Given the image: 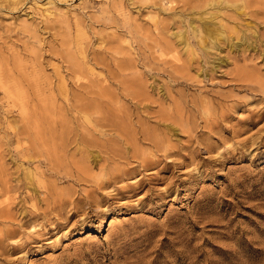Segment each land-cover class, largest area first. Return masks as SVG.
<instances>
[{
    "label": "rangeland",
    "instance_id": "obj_1",
    "mask_svg": "<svg viewBox=\"0 0 264 264\" xmlns=\"http://www.w3.org/2000/svg\"><path fill=\"white\" fill-rule=\"evenodd\" d=\"M0 264H264V0H0Z\"/></svg>",
    "mask_w": 264,
    "mask_h": 264
},
{
    "label": "bare ground",
    "instance_id": "obj_2",
    "mask_svg": "<svg viewBox=\"0 0 264 264\" xmlns=\"http://www.w3.org/2000/svg\"><path fill=\"white\" fill-rule=\"evenodd\" d=\"M205 31H206V33H207V35L209 36L208 37V41L205 43V47H207V46H209V47H214L215 45H217V37H215V36H212V33L210 32V30L209 29H204ZM217 33V32H216ZM204 34V33H203ZM220 34V33H219ZM217 35V34H216ZM218 36V35H217ZM204 38V37H203Z\"/></svg>",
    "mask_w": 264,
    "mask_h": 264
}]
</instances>
